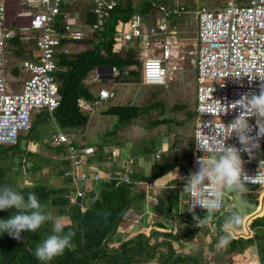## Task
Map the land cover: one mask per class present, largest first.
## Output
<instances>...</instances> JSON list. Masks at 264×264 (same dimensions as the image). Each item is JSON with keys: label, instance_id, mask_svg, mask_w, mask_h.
Wrapping results in <instances>:
<instances>
[{"label": "built area", "instance_id": "2783aa9c", "mask_svg": "<svg viewBox=\"0 0 264 264\" xmlns=\"http://www.w3.org/2000/svg\"><path fill=\"white\" fill-rule=\"evenodd\" d=\"M66 0H39L42 10L33 12L28 31H36L34 36L35 50L31 56L22 58L21 67L28 74L20 86V91L8 87L7 66L9 64L8 40L14 34L5 28V13L7 6L0 0V145H14L21 133L32 128L35 111L46 109L53 113L60 104L58 84L55 72L59 67L58 55L68 52L69 48L64 40L77 41L88 33L102 31L112 12L120 0H90L94 21L89 24L78 22V16L65 9ZM188 12V6L176 0L156 15L154 23H148L137 13L129 22L128 29L118 32L123 42L138 43L141 48H148L152 40L160 41L161 56H147L142 59V82L144 84L167 85L168 80L177 73L176 66L165 63L173 52L171 41L167 38L178 30L177 17ZM198 18V59L196 105L194 115V141L191 162L183 171L181 177L196 170V160L204 152L199 150L195 139L199 136L208 139L211 128H218L221 119L230 123L238 114L239 108L227 114H219L218 102L231 104L239 100L244 93L259 94L264 81V0H227L221 7L209 8L198 4L195 9ZM27 28V29H28ZM28 38V36H24ZM30 55V53H28ZM121 73L116 66L109 68V77L114 78ZM123 73L128 74V70ZM93 79L100 80L99 70H94ZM115 96V91L105 87L98 89L97 97L90 101L79 100V106L90 112L102 103ZM217 100V101H215ZM255 124V118H251ZM81 130L66 132L57 130L50 137V144L56 147L64 146L65 154L60 157L67 160L69 167L62 176L75 185L74 200L78 201L85 195V188L80 189V182L85 184L102 178L99 169L76 172V167L88 163L95 154L93 145H83L78 142ZM175 136V133H173ZM211 142V141H209ZM219 142V141H218ZM240 147L235 137L227 141ZM260 151L257 159H250L242 153L246 170L255 175L259 167V160L264 149V139L260 141ZM163 150L155 151V159H161ZM210 157L209 153H205ZM109 170L116 167L118 183L133 182L131 174L136 158L131 152L121 155L120 151L111 148L107 153ZM112 176V175H111ZM110 176V177H111ZM138 182V181H136ZM251 184V183H248ZM260 186L259 184H255ZM191 198L187 194V208L191 206ZM225 206L215 212H222ZM206 212L197 206L195 213ZM176 264V263H172ZM186 264V263H184Z\"/></svg>", "mask_w": 264, "mask_h": 264}, {"label": "trees", "instance_id": "16d2710c", "mask_svg": "<svg viewBox=\"0 0 264 264\" xmlns=\"http://www.w3.org/2000/svg\"><path fill=\"white\" fill-rule=\"evenodd\" d=\"M81 0H66L64 7L71 8L74 4ZM87 1V0H85ZM176 0H120L118 6L114 9L105 28L102 31H94L88 33L83 39L72 41L64 40L65 45L69 48L68 52H62L58 55L59 67L55 72V79L58 84V92L60 95V104L53 113L46 109H41L35 115L33 114L32 128L30 131L21 133L18 142L14 145H0V185L10 184L18 191L22 192L27 198L28 193H36L40 202L58 217L63 218L66 227L65 232L72 231L75 233L72 246L66 249L62 255L55 257L47 264H134L147 262L157 255L162 264H171L173 262L191 261L189 256L176 255L171 240L162 239L159 242H151V238L139 235L137 238L131 239L120 247L116 248L111 237L117 232L122 222L127 220L128 213H136L141 211L142 203L146 198L144 187H140L138 182L116 184L107 183V189H104L100 196H96L92 205L84 208L81 200H74L76 187L70 184L69 179L64 177V185L61 187H53L50 175H44L31 181L30 186H21L19 178L22 175V169L16 168L15 157L23 156L24 163H30L28 169L34 172H40L55 168V158L65 154L64 146H53L49 141L40 143L37 137L32 136L36 124L41 121L43 110L49 116L56 118L58 124L66 132H72L87 129L92 114L83 110L79 106L80 99L94 100L98 91L93 89V85L98 81L90 79L94 70L99 69L103 76L109 73L111 66H116L121 73L113 79L122 81H141L142 80V57H137L139 48L133 46L126 47L127 44L133 42H123L118 35L125 26L129 24L131 19L140 13L145 21L154 23L156 14L162 10V6L174 3ZM92 2L82 7L84 13L72 12L81 15L84 24L94 21L92 13ZM178 24V22L176 21ZM30 24V23H29ZM36 36L37 32L32 31ZM35 41L25 40L24 36L15 33L8 40L9 47L15 48L8 53L10 74L20 77L22 67L14 64L13 57L21 58L31 56L35 50ZM75 44L81 47L79 50H72ZM141 48V46H140ZM26 51H30V55H25ZM13 52L15 54H13ZM12 54L11 57L9 54ZM12 59V60H11ZM10 61L12 65L10 64ZM11 65V67H10ZM128 70V74L123 73ZM160 88L152 91L153 95H157L167 85H158ZM189 102L175 103L174 107L184 111L185 115L182 120L176 121L174 118L163 117L165 112L164 101L159 99L149 104H114L103 110L106 114L117 117L118 124L116 128H112L102 134L101 140L94 143L95 154L98 157L101 153H108L118 141L114 138L121 132V128L125 126H133L139 118H153L150 120V126L154 125H170L185 124L188 125L194 119L196 95L194 108ZM160 107V111L154 112ZM148 127V126H147ZM113 137V140H111ZM40 148L37 150L30 149L31 141ZM146 138H144L145 140ZM24 140V141H23ZM144 140L137 150L139 152H151L155 144L145 143ZM36 141V142H35ZM153 141V140H151ZM24 142V143H23ZM124 144V143H123ZM47 149L50 151L47 152ZM92 157V158H93ZM60 159L58 166L60 174L69 167L67 160ZM158 163L155 165L157 167ZM167 168L169 166L166 165ZM134 179L137 174H131ZM132 191L134 193L132 194ZM16 209L0 211V219L10 217ZM262 211V210H261ZM223 215V212H219ZM208 225V223L206 224ZM260 230L255 231L252 237L244 240L240 239L243 244H254L258 246L261 264H264V211L252 217L251 227H258ZM158 227L165 228L163 225ZM52 224L45 223L36 233L25 231L22 233V239L16 240L7 233H0V264H44L34 255L35 247L51 233ZM111 238V239H110ZM115 245V246H114ZM165 245L166 251L158 254L157 247ZM192 258V257H191ZM195 260V259H194Z\"/></svg>", "mask_w": 264, "mask_h": 264}, {"label": "crops", "instance_id": "0c3cea01", "mask_svg": "<svg viewBox=\"0 0 264 264\" xmlns=\"http://www.w3.org/2000/svg\"><path fill=\"white\" fill-rule=\"evenodd\" d=\"M3 2L7 6L6 11L17 7H30L31 5L41 7L39 0H3ZM32 15L33 13L31 17ZM76 16L80 17L77 14ZM13 25L17 26L18 22L13 21ZM27 28L28 26L21 27L19 25L17 30L11 28L12 30L10 31L13 34L19 33L22 36H26L24 34L26 31L23 30H27L29 33ZM24 73L26 72L22 69V74ZM92 76L94 77V72ZM101 77L105 76L101 74ZM171 137L176 138V133L175 136L172 133ZM193 141L194 138L189 146L181 140L164 141V144L155 145L154 149L149 153L147 151L144 152V150L139 152L140 150H137V148L140 149L141 147H137L134 152L135 142L133 144L128 143L129 146L122 145L121 147L123 148L120 147V149L112 146V148L119 150L121 155H123L122 149L124 152V147L125 153H133L136 162L132 170L134 174H137L133 180L138 181V185L144 187L146 191V198L142 203L141 211L128 213L127 220L122 222L117 232L113 234V244L117 245L114 246L118 248L142 234L156 243L162 239L171 240L176 255L185 254L192 259L191 261L173 262L176 264H261L257 244H243L240 239L246 240L252 237L255 231L261 229L259 226L256 228L251 227V222L254 215L259 214L261 210L262 212L264 211V193L260 195V199L258 198V202L254 207L243 208L240 206L238 208V211L243 215V222L236 228L230 237L228 245L225 247L217 246L219 237L223 235L221 225L223 217L229 213L231 206L235 205L234 200L238 195L231 194V202L227 200V207L222 211V217L219 212H213V219L208 222V225L204 224L199 227L198 223L193 219V213L188 211L187 193L181 194L185 186V181L181 175L191 162ZM78 142L83 145L93 146L95 145L94 143H97L86 142L79 138ZM159 148L163 150V154L161 159L157 160L154 154ZM92 157L88 163L80 164L75 169L77 173L89 171L92 168L99 169L102 175V178L98 181H90L86 184L80 182L77 185L80 189H86L84 197L79 199L84 208L91 206L95 197L100 196L103 190L108 188L107 183L116 184V186L121 184L116 180V167L113 166L112 170L108 169L107 153H101L97 158ZM181 195H183V199H181ZM261 198L262 202H260ZM206 214V212L195 213L201 219ZM159 225H163L165 228L158 227ZM145 263L162 264L159 255Z\"/></svg>", "mask_w": 264, "mask_h": 264}, {"label": "rangeland", "instance_id": "374dc122", "mask_svg": "<svg viewBox=\"0 0 264 264\" xmlns=\"http://www.w3.org/2000/svg\"><path fill=\"white\" fill-rule=\"evenodd\" d=\"M88 1V0H87ZM87 1L81 0L79 3L74 4L71 8H66L68 11L71 12H81L84 13L82 10V7H84L87 4ZM181 2H184L188 6V12L183 14L182 16L177 17L178 22V30L175 33H171L167 36V38L171 41V48H172V56L170 59L166 61L167 66H176L177 67V73H175L169 80L167 84V88L163 89L161 92H159L156 96L152 94V91L160 88L156 84H144L142 80L136 81H122L117 79H109L110 77L106 75L105 77H101L100 80H98L94 85L93 89L95 91H98L100 87H106L108 89H112L115 91V96L104 101L102 105L97 107L94 112L92 113L90 122L88 124V127L86 130L83 131V133H80L78 135V138L80 140H84L86 142H97L101 139V136L106 131L116 128L118 124L117 117L113 115L106 114L103 112L104 109L109 107L110 105L114 104H127V103H135L139 105L143 104H149L151 102H154L156 100H163L165 104V112L163 113V117L166 118H174L176 121L182 120L184 118V111L178 110L174 107L175 103L178 102H189L191 101V106L194 108V102H195V92H196V85H197V59H198V18L195 15V9L198 4L205 5L209 8L214 7H221L226 3L227 0H180ZM42 10L41 7H37L34 5H31L30 7H17L15 9H8L5 13V28L8 30L15 29L17 30V27L19 25L22 26H29L31 14L35 11ZM157 15V14H156ZM81 15L78 17V22L81 23ZM13 21H17L18 25L14 26ZM12 28V29H11ZM128 25L123 28V30H127ZM29 30V28H28ZM24 34H26L25 40H34V35L31 31L29 33L27 30ZM129 46H133L135 48H139V52L137 57H144L147 56H161L162 53V47L161 42L152 40L151 44L148 48H140V45L138 43H130V45L127 44V48ZM72 50H79L81 49L80 46L75 44L73 47H70ZM15 48L9 47V50L12 51ZM25 55H28L30 51H26ZM13 54H15L13 52ZM11 57V53L9 54ZM22 56L21 58L13 57L14 64H21L22 63ZM12 60V59H11ZM10 64L12 65L11 61ZM10 65V67H11ZM12 69L7 67V83L8 87L10 89H13L14 91H20V86L24 78L28 75L26 73L22 74L20 77H16L12 74H10L9 70ZM90 79H93V76H90ZM160 107H158L156 110H153L154 112L160 111ZM38 111H35V115H37ZM45 110H43V113L41 115V121H39L36 124V127L34 131H32V136L37 137V140L40 141V143H43L45 141H49L50 143V137L51 135L56 132L58 129H62V127L58 124L56 118H54L52 115L46 114ZM153 118L147 119L145 118H139L136 120L135 123H133L130 128L129 126H125L121 128L122 133H118L116 137L114 138L118 142L115 145L118 149L122 145L129 146L128 143L133 144L136 143V147H134V152L137 147L142 146L141 142L144 140L145 143H154L155 145L164 144V141H179L185 142L188 146L191 145L192 140L194 138V119L191 123L188 125L185 124H174L173 122L170 125H154L150 126V120ZM148 126V127H147ZM166 133V134H165ZM172 133H176V138L171 137ZM165 134V135H164ZM29 142L30 149H39L40 145H35L34 142H32V139ZM113 140V137L112 139ZM153 140V141H151ZM24 141V140H23ZM36 142V141H35ZM24 143V142H23ZM124 143V144H123ZM127 143V144H126ZM123 148V147H121ZM190 149V148H189ZM50 151L47 149V152ZM125 147L124 152L122 149V154L125 155L126 153ZM262 157L264 158V149L261 153ZM60 157V156H59ZM58 157V158H59ZM55 158V168L47 170H42L40 172H34L28 169L30 163H24L23 156H20L18 154V157H15V165L16 168L22 169V175L19 178V183L21 186H30L32 184L31 181L35 180L38 177L46 176L47 174L51 176L52 182L51 185L53 187H61L64 185V177L60 174V167L58 166L60 159ZM71 184V183H70ZM73 185V184H71ZM75 186V185H74ZM90 190V189H89ZM134 191H132V194ZM264 193V189H261V187H257L254 189H249V192L246 194L238 195L236 196L234 203L235 205H232L230 210H236L238 211V208L242 206L243 208L248 207H254V205L258 202V198L260 195ZM230 195H227L228 202L230 201ZM260 199V198H259ZM262 202V198L260 200ZM262 212V211H261ZM260 212V213H261ZM113 239V237H111ZM110 238V239H111ZM111 239V241H112ZM122 240V239H121ZM123 241V240H122ZM152 242V241H151ZM158 254L163 253L166 251V246L161 245L157 247ZM152 260V259H151ZM146 264L145 262H142ZM141 263V264H142Z\"/></svg>", "mask_w": 264, "mask_h": 264}, {"label": "clouds", "instance_id": "9594fccd", "mask_svg": "<svg viewBox=\"0 0 264 264\" xmlns=\"http://www.w3.org/2000/svg\"><path fill=\"white\" fill-rule=\"evenodd\" d=\"M260 80L264 81V78ZM217 101V100H215ZM218 102L219 114H227L239 108V114L228 124L222 119L218 128H211L212 134H205L208 139L197 137V148L204 152L196 160L197 168L187 176L182 177L185 186L181 194L187 193L191 198L188 211L193 213V219L201 227L213 219L212 213L227 207V194L242 195L249 192L248 183L259 184L264 189V159L259 160L255 175H250L245 168L248 161L242 156L246 153L250 159H257L261 139H264V84L259 94L244 93L239 100L231 104ZM255 118V124L251 123ZM235 137L240 147L228 144ZM211 141V142H209ZM219 141V142H218ZM209 153L210 157H206ZM183 199V195H181ZM199 206L206 210V216L201 219L195 215ZM16 211L8 218L0 219V233H7L16 240H21L25 231H36L45 223L52 224L51 233L47 235L34 249L35 257L47 264L55 257L62 255L72 246L74 232H65L66 224L63 218L55 216L46 205L42 204L36 193L25 195L10 184L0 185V211L9 209ZM243 222V215L236 210H229L223 217L218 247L228 245L231 235Z\"/></svg>", "mask_w": 264, "mask_h": 264}, {"label": "water", "instance_id": "95a60500", "mask_svg": "<svg viewBox=\"0 0 264 264\" xmlns=\"http://www.w3.org/2000/svg\"><path fill=\"white\" fill-rule=\"evenodd\" d=\"M246 187H247L248 189H254V188L257 187V185H255V184H247Z\"/></svg>", "mask_w": 264, "mask_h": 264}]
</instances>
